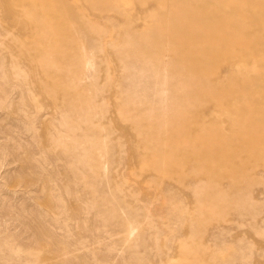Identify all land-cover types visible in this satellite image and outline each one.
<instances>
[{"label": "rangeland", "instance_id": "1", "mask_svg": "<svg viewBox=\"0 0 264 264\" xmlns=\"http://www.w3.org/2000/svg\"><path fill=\"white\" fill-rule=\"evenodd\" d=\"M0 264H264V0H0Z\"/></svg>", "mask_w": 264, "mask_h": 264}]
</instances>
